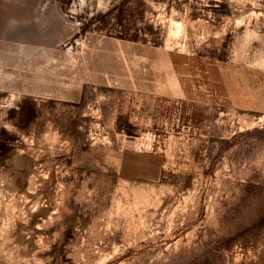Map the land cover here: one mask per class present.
Segmentation results:
<instances>
[{"label":"rangeland","instance_id":"374dc122","mask_svg":"<svg viewBox=\"0 0 264 264\" xmlns=\"http://www.w3.org/2000/svg\"><path fill=\"white\" fill-rule=\"evenodd\" d=\"M0 264H264V0H0Z\"/></svg>","mask_w":264,"mask_h":264},{"label":"crops","instance_id":"0c3cea01","mask_svg":"<svg viewBox=\"0 0 264 264\" xmlns=\"http://www.w3.org/2000/svg\"><path fill=\"white\" fill-rule=\"evenodd\" d=\"M125 159L123 155L120 159L121 166H127L132 170H140L142 173H146L147 175H155L157 172V168L159 166V162L156 160L154 156H149V154H139L131 151H125Z\"/></svg>","mask_w":264,"mask_h":264}]
</instances>
